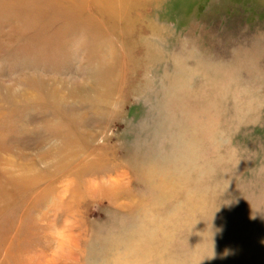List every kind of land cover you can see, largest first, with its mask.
I'll use <instances>...</instances> for the list:
<instances>
[{
	"label": "rangeland",
	"instance_id": "obj_1",
	"mask_svg": "<svg viewBox=\"0 0 264 264\" xmlns=\"http://www.w3.org/2000/svg\"><path fill=\"white\" fill-rule=\"evenodd\" d=\"M0 182L24 264H264V0H0Z\"/></svg>",
	"mask_w": 264,
	"mask_h": 264
},
{
	"label": "crops",
	"instance_id": "obj_2",
	"mask_svg": "<svg viewBox=\"0 0 264 264\" xmlns=\"http://www.w3.org/2000/svg\"><path fill=\"white\" fill-rule=\"evenodd\" d=\"M2 185V186H1ZM12 187L0 182V264H24L30 257L24 235L20 206ZM24 247V249H23Z\"/></svg>",
	"mask_w": 264,
	"mask_h": 264
}]
</instances>
